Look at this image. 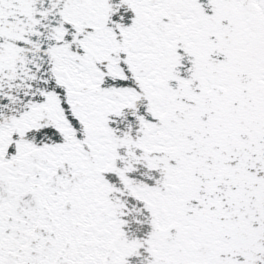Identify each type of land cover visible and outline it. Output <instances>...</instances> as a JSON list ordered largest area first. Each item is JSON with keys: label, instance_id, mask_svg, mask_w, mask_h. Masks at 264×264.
I'll use <instances>...</instances> for the list:
<instances>
[{"label": "snow or ice", "instance_id": "1", "mask_svg": "<svg viewBox=\"0 0 264 264\" xmlns=\"http://www.w3.org/2000/svg\"><path fill=\"white\" fill-rule=\"evenodd\" d=\"M0 264H264V0H0Z\"/></svg>", "mask_w": 264, "mask_h": 264}]
</instances>
